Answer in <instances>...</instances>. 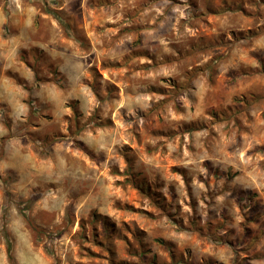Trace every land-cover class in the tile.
Here are the masks:
<instances>
[{
	"label": "rangeland",
	"instance_id": "rangeland-1",
	"mask_svg": "<svg viewBox=\"0 0 264 264\" xmlns=\"http://www.w3.org/2000/svg\"><path fill=\"white\" fill-rule=\"evenodd\" d=\"M0 264H264V0H0Z\"/></svg>",
	"mask_w": 264,
	"mask_h": 264
},
{
	"label": "trees",
	"instance_id": "trees-1",
	"mask_svg": "<svg viewBox=\"0 0 264 264\" xmlns=\"http://www.w3.org/2000/svg\"><path fill=\"white\" fill-rule=\"evenodd\" d=\"M52 15H55V13H52ZM63 27H64V30H68V26L67 25H63ZM7 251H8V258L11 259L10 256H9V253H10V247H9V245L7 247Z\"/></svg>",
	"mask_w": 264,
	"mask_h": 264
}]
</instances>
